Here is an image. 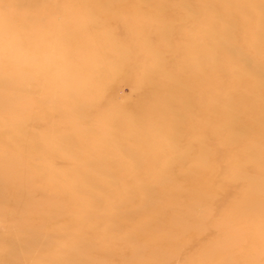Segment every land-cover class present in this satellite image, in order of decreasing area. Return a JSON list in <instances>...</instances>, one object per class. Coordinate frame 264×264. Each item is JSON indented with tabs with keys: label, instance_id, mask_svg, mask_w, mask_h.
<instances>
[{
	"label": "rangeland",
	"instance_id": "1",
	"mask_svg": "<svg viewBox=\"0 0 264 264\" xmlns=\"http://www.w3.org/2000/svg\"><path fill=\"white\" fill-rule=\"evenodd\" d=\"M263 11L264 0H0V264H146L151 253L131 257L113 241L164 244L173 232L156 264H264V173L224 169L245 152L253 154L247 166L264 169ZM233 19L247 21L239 35ZM244 66L240 81L255 83L236 88L253 95L244 120L189 138L153 117L171 115L180 95L191 127L211 125L194 97L219 94L212 76ZM145 100L149 115L139 111ZM174 115L179 125L185 115ZM251 117L258 135L229 145ZM155 143H169L174 156L144 182L138 175L150 170ZM225 180L228 193L219 188ZM172 186L180 198L167 193ZM253 195L259 209L245 204ZM230 212L245 224L258 217L255 241L239 238ZM130 223L138 228L128 232Z\"/></svg>",
	"mask_w": 264,
	"mask_h": 264
},
{
	"label": "bare ground",
	"instance_id": "2",
	"mask_svg": "<svg viewBox=\"0 0 264 264\" xmlns=\"http://www.w3.org/2000/svg\"><path fill=\"white\" fill-rule=\"evenodd\" d=\"M148 1V0H147ZM194 2V1H193ZM195 2H197V1H195ZM158 3V2H157ZM220 4V3H219ZM218 7H219V5H217ZM224 6V5H223ZM223 9V8H222ZM220 11H221V9H220ZM264 12V11H263ZM238 14L236 15L235 14V18H238ZM208 18V17H207ZM233 21L235 22V26H236V34L237 35H239V34H241L242 33V30L243 29H245V27L247 26V21H240V20H238V19H236V20H234L233 19ZM221 26V25H220ZM219 28V27H218ZM251 35V34H250ZM237 39H240V37L239 38H237ZM249 41L248 39H246V38H241L240 39V41ZM251 40V39H250ZM244 41V42H245ZM262 56H264V55H262ZM196 68V67H195ZM227 68V67H226ZM222 70V69H221ZM175 72V71H174ZM221 72V74H222V76H223V79H220L219 77H216V76H212V79H210L211 81H216V82H220L221 84H220V86L221 87H219L220 89H219V94H217L216 93V91L214 90L213 92H210V91H207V90H205V92L203 91V93L199 96L198 95V97H194V99H193V102L192 103H195V104H197L198 106V108L200 109V106H199V101H200V103H201V105H203L204 107V109L205 110H207V111H209L210 112V114H211V116H212V124L211 125H206L204 122L201 124V125H199V126H196V127H191L190 126V120H189V118H188V116H190L191 115V111L192 110H190V109H186V107L184 106L183 107V105H182V100H183V97H181L180 95H179V97H176V95H175V97L174 98H172L173 100H174V105H173V107H172V114L170 115V113H167L166 115H164V116H154L153 115V117L155 118V120H159L161 123H165L166 125H168V128H170L171 129V131H170V135H172V131H173V129H172V126L174 127V128H176L175 129V131H176V133L179 135L180 133H182V135H183V131H184V135L186 134V137H189V138H193V137H199V136H202V137H207V136H209L210 135V133H213V131H212V127H216V128H219V127H222V126H224L225 125V123L229 120V119H232V120H237V121H239V120H244V113L247 111V112H251L252 110H253V107H252V105H253V95L252 96H248V95H246L243 91L240 93V92H238L237 90H236V88L237 87H245V86H252L253 84H255L254 83V81L253 80H251L250 79V81L249 82H245V81H240V78H239V76H241L240 74H242V75H244L245 74V72H247V70H246V68H245V66L243 67V69H241L240 71H239V73H237V75L236 74H234V73H227V72H225L224 70H222V71H220ZM219 72V73H220ZM212 73H213V71H212ZM196 74V73H195ZM221 74H219L220 76H221ZM231 74V75H230ZM234 74V75H233ZM236 75V76H235ZM155 77V76H154ZM157 77V76H156ZM155 77V78H156ZM242 77V76H241ZM217 78H219L221 81H219V80H217ZM153 79V78H152ZM151 81V80H150ZM171 81V80H170ZM170 83V82H169ZM215 83V82H214ZM213 83V84H214ZM201 84V83H200ZM209 86H211V85H209ZM157 88V87H156ZM160 89V88H159ZM170 89V88H169ZM161 90H164V87H163V89H161ZM161 90H160V92H161ZM167 90V89H166ZM230 90V93H229V97L228 98H225L226 96H224L225 95V92L226 91H229ZM168 91V90H167ZM169 91H171V90H169ZM174 91V90H173ZM191 92V91H190ZM186 94V93H185ZM170 95H172V94H170ZM194 95V94H193ZM183 96V95H182ZM184 96H186V95H184ZM190 96H192L191 95V93H190ZM187 97V96H186ZM239 97V98H238ZM210 99H212V101H210ZM214 99L216 100V103L214 102ZM228 99H233L234 101H236V103H237V105L235 106V108L234 109H230V108H228V107H226L227 105H228V102H226ZM172 100V101H173ZM175 100H178V101H180V103H178V102H175ZM171 101V102H172ZM233 101V102H234ZM173 103V102H172ZM235 104V103H234ZM214 107V108H213ZM218 107H226V113H224V114H222V113H219L218 112V110H219V108ZM191 108L192 109H194L192 106H191ZM170 109H171V107H170ZM139 111L141 112V113H143V112H145V113H147L148 115H149V113H151V108H150V104H148V103H146V100L145 101H143V104L140 106V108H139ZM170 111V112H171ZM195 111V110H194ZM196 113L198 112V109L195 111ZM194 112V113H195ZM183 114V117H184V115H185V117H184V120L180 123L179 122V125L178 124H176V123H178L177 122V119H178V115L176 116V115H174V114ZM193 113V112H192ZM193 113V114H194ZM181 117V116H180ZM182 117V118H183ZM182 118H181V120H182ZM198 118H199V120H202V118L200 117V116H198ZM178 125V126H177ZM176 126V127H175ZM164 127H166V126H164L163 124L161 125V128H164ZM167 128V129H168ZM260 128V124H259V122L256 120V117H251V118H248L247 120H246V122L244 123H240L239 124V126H237L236 128H235V134H236V140H235V142H232V143H229V145H236L238 142H240V141H242V140H249V139H253V138H255L257 135H258V129ZM167 129H163L162 130V132L164 133L163 135H165V137H167L168 138V136L166 135V130ZM145 130V128L143 127V128H139V131L140 132H143ZM175 131H173V132H175ZM174 136V135H173ZM172 137V136H171ZM176 137V136H175ZM177 138V137H176ZM240 138H243V139H240ZM21 140V142L23 143V144H25V145H28L29 144V142L30 141H28L27 139H23V138H20ZM168 140H170V139H168ZM160 142H161V140H160ZM176 142H178V143H176ZM6 143H8V142H6ZM174 145L175 146H179V147H182V145H181V143H180V140L178 141H175V143H174ZM139 146H140V144H139ZM146 146H148V143H143V141H142V143H141V150L142 151H145V148H146ZM153 147V146H152ZM169 147H170V145H169V143H162V144H157V143H155L154 144V150H156L157 151V153L154 155V156H151L149 159L147 158V160H148V163H147V167L148 166H150V170H147V169H143V171L141 172V173H139L140 175H138V177L142 180V181H148V180H150L153 176H152V169L151 168H156V166H161V161H162V159L164 158V159H166V157L167 156H174V154H172L171 152H169ZM193 149V148H192ZM191 149V150H192ZM190 154V153H189ZM191 154H194V153H192V151H191ZM190 154V155H191ZM253 154H249V153H241L240 154V156H239V158L238 159H228L227 161H226V163H225V167H224V169L226 170V171H228V172H230L231 174H233V173H235V172H238V171H244V169H246V171L248 172V170L250 169V170H252V171H260L261 173H264V169H260V167H258L257 165H249V166H247L246 165V163H247V161L249 160V158H250V156H252ZM150 161V162H149ZM175 161V160H174ZM166 162H168L167 160H166ZM194 164L195 165H198V160L197 159H195L194 160ZM209 166L211 167V169H212V166H214L216 169H215V172L217 173L219 170H220V165L216 162V161H210L209 163ZM152 165V166H151ZM210 169V170H211ZM127 170V169H126ZM116 172H117V170H116ZM127 173H128V170L126 171ZM185 173H187L186 171H181V176L183 175V174H185ZM210 173H212L211 171H207L206 173H203V177H202V180H203V182H204V184L206 185V186H212V184H214L215 183V180H214V176H212ZM51 174H53V173H51ZM50 174V175H51ZM119 173H116L115 175H118ZM123 174V173H122ZM133 174V173H132ZM50 175H47V176H45L44 177V181H47L48 179H49V177H50ZM197 175V174H196ZM159 178V180L160 181H163L164 182V180L166 179L165 177H161V176H159V177H157L156 179H158ZM52 179V178H51ZM184 179V178H183ZM155 180V179H154ZM141 182V181H140ZM149 182V181H148ZM154 182V181H153ZM142 183V182H141ZM152 183V182H151ZM155 183V182H154ZM127 187H130V185H128L127 184ZM58 188H60V190L61 191H63L64 192V186L63 185H61V186H59ZM131 188V187H130ZM178 187H174V186H172V187H170V188H168V190H167V193H169L170 194V196H171V198H180L181 197V194H183V193H181L180 194V191H178V189H177ZM221 190H223V192L224 193H228V191H229V188H228V181L227 180H225V181H223L222 183H221V185H220V187H219ZM133 189V188H132ZM180 190V189H179ZM62 195H63V193H62ZM259 200V198H258V195H253L252 197H250V199H247L246 200V202H245V204H247V205H250V208H252L253 210H255V209H259V207H257V205L255 204L257 201ZM196 201H198V200H196ZM201 202V201H200ZM254 205H253V204ZM176 205V204H175ZM247 209L246 211L248 212V214H254L253 213V210L251 211V209ZM251 211V212H250ZM221 212V211H220ZM262 212V211H261ZM245 214V213H244ZM254 216V215H253ZM229 217L230 218H235V219H231L233 222H236L237 223V228H239L240 230H242L244 233H241V235H240V237L239 238H241V239H249V242L250 241H255L256 240V238L255 237H257V234H259V232H258V230H256V228H255V224L259 221V220H255V219H253L254 217L255 218H258L257 216H254V217H250L249 219H248V221H250L251 223L252 222H255V224H253V225H250V222H247L246 221V224H245V222H244V220H246L244 217H239V216H237V215H235V214H232L231 215V212H230V215H229ZM140 220H142L143 219V217L142 216H140V218H139ZM134 220V219H133ZM106 225V224H105ZM130 225V228L128 229V232H130V231H133L134 229H136V227L138 228V226H136V225H132L131 223L129 224ZM245 230H248V232L247 231H245ZM139 233L141 232L140 231V228H139V231H138ZM176 232H173L172 234L174 235ZM173 235H168V233H166V234H164L163 236H161L163 239H164V244L163 243H158V242H148L147 243V241L145 242V243H143V241H136V242H134V243H129L128 241H127V243L129 244V245H127V244H125V243H121L120 242V244H121V246L119 247V246H117V244H119V242L118 241H113V244H114V247H113V249L114 248H119V249H121V250H123L124 251V249H123V246L124 247H126V248H128L129 250H130V252H133V255L131 256V257H133L134 255L136 256L138 253H140V252H149V253H151L152 255H153V259L151 260V261H148V263H146V264H156L157 263V261L160 259V257H159V255H160V249H161V247H159V246H166L167 247V249L169 250V248H170V244H172V242H171V237H173ZM155 241V240H154ZM53 242H56V239H54V241ZM158 243V252L157 251H151V249L153 248V247H155L156 246V244ZM55 244V243H54ZM174 244V243H173ZM144 248V249H143ZM143 249V250H142ZM158 253H159V255H158Z\"/></svg>",
	"mask_w": 264,
	"mask_h": 264
}]
</instances>
